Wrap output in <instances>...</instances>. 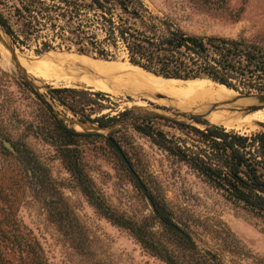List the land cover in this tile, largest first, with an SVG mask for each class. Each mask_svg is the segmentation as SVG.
Segmentation results:
<instances>
[{"label":"rangeland","instance_id":"obj_1","mask_svg":"<svg viewBox=\"0 0 264 264\" xmlns=\"http://www.w3.org/2000/svg\"><path fill=\"white\" fill-rule=\"evenodd\" d=\"M146 2L159 14L164 10L186 15L177 20L185 31L242 36L264 42V0ZM0 12L17 39H24L19 31L21 25L6 2L0 1ZM0 36V229L8 233L4 218H13L18 230L37 239L40 249L37 245L34 247L40 250V259L49 264H170L169 258L177 264H188L191 253L160 221L152 208L150 195L190 234L200 251L207 250L213 255L212 260L217 264H264V220L225 200L182 160L132 124L149 118L148 122L161 129L166 137H173L179 144L185 140L187 144L182 127L170 120L148 116L139 108L202 127V123L188 117L194 113L210 123L239 132L263 128L264 122L241 125V128L212 122L200 113L188 111V103L159 91H152L150 96L165 97L169 102L146 100L141 104L113 86L117 93L97 86L99 79L95 74L104 77L99 70L124 74L129 80L165 82L131 68L135 66L126 58L118 56L107 62L72 49L40 50L41 35H31L22 42L2 31ZM78 54L96 62L81 59L77 56L82 55ZM68 60L78 65L69 70L71 72L53 69L69 68L68 64L72 63ZM44 61L53 62L45 66L49 70L35 69ZM62 73L67 76L58 79ZM74 73L79 80L73 78ZM62 86L81 89V93L74 94L81 101L90 99L84 110L89 113L88 117H100L111 123L100 128H82L78 120L84 114L70 109L47 90V87ZM32 89L41 93L52 111ZM232 89L237 93L245 92ZM254 106L256 109L264 104L251 97L247 108L254 110L251 109ZM50 112L77 131L100 133L71 138L68 146L72 149L68 153L78 164L79 176L78 171L67 167L69 157L64 158L60 135L52 130ZM75 123L81 128H74ZM107 136L118 143L144 190ZM78 180L90 188L102 209L126 220L127 224L113 222L96 208L80 189ZM0 251L9 263H24L23 252L15 247L0 245Z\"/></svg>","mask_w":264,"mask_h":264},{"label":"trees","instance_id":"obj_2","mask_svg":"<svg viewBox=\"0 0 264 264\" xmlns=\"http://www.w3.org/2000/svg\"><path fill=\"white\" fill-rule=\"evenodd\" d=\"M0 1L6 2L11 8L12 15L21 25L19 31L24 39L31 35L42 36L40 50L52 47L72 49L107 62L121 56L135 66L131 67L133 69L141 70L136 68L140 67L148 72L141 71L148 74L152 72L151 75L154 73L160 78L164 76L162 79L174 78L165 81H210L245 92L264 89V42L242 36L185 31L177 24V20L186 15L164 10L159 14L148 7L146 0ZM0 24L13 40L17 39L1 12ZM24 39L17 40L22 42ZM118 51L122 53L119 54ZM78 55H82L77 57L86 61L96 62L87 58V55ZM32 90L45 107L52 111L41 93L36 89ZM47 90L70 109L90 118L88 112L84 113L85 105L90 99L81 101L74 97L75 93L82 92L81 89L62 86L48 87ZM142 111L148 116L170 120L182 127L189 143H184V140L179 144L173 137H166L161 129L148 122L149 118L132 123L136 130L150 135L155 143L182 160L202 180L218 190L225 200L264 220V127L239 132L189 114L188 117L203 124L198 127L155 112ZM50 115L52 130L60 135L59 144L64 147V158L69 157L67 167L78 171L79 176L78 164L68 153L72 149L68 146L72 142L71 138L100 133L77 131L65 125L53 112ZM90 119L99 125L111 123L100 117ZM78 181L88 200L105 216L118 224H127L126 220L102 209L90 188ZM148 196L160 221L191 253L188 264H217L212 260V254L207 250L203 253L196 247L190 234L173 221L162 203ZM4 224L8 225V233L0 229V245L15 247L20 253L23 252V264H49L45 259H40V250L34 247L37 245L40 249V246L33 235H26L18 230L17 221L13 218H4ZM135 234L142 241V237ZM167 260L170 264H177L171 258ZM0 264H11L2 257L1 251Z\"/></svg>","mask_w":264,"mask_h":264},{"label":"bare ground","instance_id":"obj_3","mask_svg":"<svg viewBox=\"0 0 264 264\" xmlns=\"http://www.w3.org/2000/svg\"><path fill=\"white\" fill-rule=\"evenodd\" d=\"M68 61L72 63V64H68L69 68L66 67L65 69L64 67H62V69L61 68L57 69V67H54L53 69H56L58 71L60 70L61 72L63 71L65 72L66 70L68 72H71L69 70L75 69V67L78 66L76 61H70V60ZM50 63L53 62L44 61L38 67L36 68L34 67V68L35 69L44 68L45 70H49L48 67L45 66ZM106 64H110V63H106ZM136 68L144 70L140 67H136ZM98 73H101V75H103L104 77L101 78L95 74V77L99 79V83H97L98 84L97 86H99L100 88L104 89L109 93H117L115 90L111 88L113 86L118 90H122V92L128 94L130 97H132L141 104L146 103V100H151L155 103L169 102L165 97L152 98L150 96L152 91H159L160 93H163L165 96H170L175 100H180L188 103L187 106L185 105L189 109L188 111L200 113L202 114L203 117H205L207 120H210L212 122L215 121L217 123H223L228 126H240V128L241 125H251L252 123L254 122L256 123L258 121L264 122V106L260 108H256L254 110H248L247 104L250 103L251 100L250 96L238 95V93L235 90L229 89L228 87H225L224 85L221 84L207 82V81H197V82L182 81L189 83L171 82V81H179V80L165 81L166 79H174V78L162 79L165 77L160 78L161 76L157 77V75L155 74L151 75L152 73L150 72H149L150 74L148 73L145 74L148 76H153L152 78L154 79L160 78L165 82L161 81L163 82V84L158 82L151 83V81L145 82V80L143 82L142 80L134 79V78L129 80L124 74H118L112 72L106 73L102 70H99ZM47 74H53V73H47ZM64 76L67 75H65V73H62L58 77V79L62 80L64 79ZM73 78L79 80L80 77H78L75 74ZM86 81L88 82V80ZM75 126L76 127L74 128L77 129L81 128V126L78 123H75Z\"/></svg>","mask_w":264,"mask_h":264},{"label":"water","instance_id":"obj_4","mask_svg":"<svg viewBox=\"0 0 264 264\" xmlns=\"http://www.w3.org/2000/svg\"><path fill=\"white\" fill-rule=\"evenodd\" d=\"M0 31H2L4 34L6 35H10L6 32V30L2 27V25L0 24ZM2 40V39H1ZM12 41V40H11ZM13 43V42H12ZM152 73V72H151ZM154 74V73H153ZM156 75V74H155ZM164 77V76H162ZM30 84L31 81L30 80H27ZM227 87V86H226ZM48 88V87H47ZM238 95H241V96H250L254 99H256V101L260 102V103H263L264 104V89L263 90H260V91H248V92H241V93H238ZM254 107H252L251 109H254ZM141 110H147V111H151V112H155V111H152L150 109H146V108H139ZM157 113V112H155ZM160 114V113H158ZM194 114V113H193ZM162 115V114H161ZM196 115V114H194ZM259 122V121H258ZM78 123L84 128V129H94V128H100V127H105L106 125H99L97 122L96 124H94L92 122V119L90 118H86V117H81L79 120H78ZM261 123V122H259ZM107 140L110 142V144L114 147V149L116 150V152L119 154V156L121 157V159L123 160L124 164L126 165V167L129 169V171L132 173V175L134 176V178L138 181L140 187L144 190V186L143 184L139 181V178L138 176L136 175L135 171L133 170L130 162L128 161V159L126 158L124 152L122 151V149L120 148V146L118 145V143L115 141L114 138H112L111 136H107L106 137Z\"/></svg>","mask_w":264,"mask_h":264}]
</instances>
